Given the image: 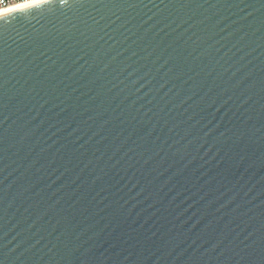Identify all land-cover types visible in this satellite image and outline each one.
Returning a JSON list of instances; mask_svg holds the SVG:
<instances>
[{"label":"water","instance_id":"water-1","mask_svg":"<svg viewBox=\"0 0 264 264\" xmlns=\"http://www.w3.org/2000/svg\"><path fill=\"white\" fill-rule=\"evenodd\" d=\"M0 264H264V0L0 16Z\"/></svg>","mask_w":264,"mask_h":264},{"label":"clouds","instance_id":"clouds-1","mask_svg":"<svg viewBox=\"0 0 264 264\" xmlns=\"http://www.w3.org/2000/svg\"><path fill=\"white\" fill-rule=\"evenodd\" d=\"M46 3V0H23V2H19V0H17V8L19 9H24V8H28L31 5H36V4H43ZM8 5V0H0V16L5 15L8 12L13 11V9Z\"/></svg>","mask_w":264,"mask_h":264},{"label":"built area","instance_id":"built-area-1","mask_svg":"<svg viewBox=\"0 0 264 264\" xmlns=\"http://www.w3.org/2000/svg\"><path fill=\"white\" fill-rule=\"evenodd\" d=\"M19 2H23V0H19ZM17 5V0H8V5L9 7Z\"/></svg>","mask_w":264,"mask_h":264},{"label":"bare ground","instance_id":"bare-ground-1","mask_svg":"<svg viewBox=\"0 0 264 264\" xmlns=\"http://www.w3.org/2000/svg\"><path fill=\"white\" fill-rule=\"evenodd\" d=\"M11 8L14 10V9H17V6L15 5V6H12Z\"/></svg>","mask_w":264,"mask_h":264},{"label":"snow or ice","instance_id":"snow-or-ice-1","mask_svg":"<svg viewBox=\"0 0 264 264\" xmlns=\"http://www.w3.org/2000/svg\"><path fill=\"white\" fill-rule=\"evenodd\" d=\"M46 2H47V0H46ZM35 5V4H34Z\"/></svg>","mask_w":264,"mask_h":264}]
</instances>
